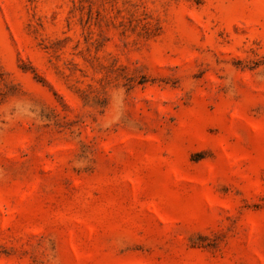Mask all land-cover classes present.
I'll return each instance as SVG.
<instances>
[{
  "label": "rangeland",
  "instance_id": "1",
  "mask_svg": "<svg viewBox=\"0 0 264 264\" xmlns=\"http://www.w3.org/2000/svg\"><path fill=\"white\" fill-rule=\"evenodd\" d=\"M0 264H264V0H0Z\"/></svg>",
  "mask_w": 264,
  "mask_h": 264
}]
</instances>
